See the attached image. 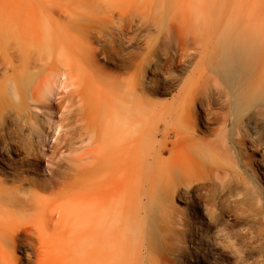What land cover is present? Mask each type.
Here are the masks:
<instances>
[{"label":"bare ground","instance_id":"obj_1","mask_svg":"<svg viewBox=\"0 0 264 264\" xmlns=\"http://www.w3.org/2000/svg\"><path fill=\"white\" fill-rule=\"evenodd\" d=\"M253 32L229 31L218 60L195 68L208 87L191 72L164 101L146 94L167 89L158 79L130 80L128 93L117 78L93 84L104 49L81 61L76 49H0V245L59 264H264V169L249 167L264 144L262 25ZM151 50L143 73L156 69ZM135 56L122 53V65ZM65 98L76 107L66 140L86 143L87 156L29 178L61 132L53 115Z\"/></svg>","mask_w":264,"mask_h":264},{"label":"rangeland","instance_id":"obj_2","mask_svg":"<svg viewBox=\"0 0 264 264\" xmlns=\"http://www.w3.org/2000/svg\"><path fill=\"white\" fill-rule=\"evenodd\" d=\"M118 11H124L129 23L118 18ZM245 20L251 25L247 32L241 26ZM124 23L123 32L114 30ZM254 24L262 25L260 37H264V0H0V49H76L80 54L74 58L78 61L86 51L104 49L98 51L97 58L106 70L105 73L96 70L90 73L93 84L105 87L117 78L128 93L132 90L130 80L158 79L167 89L159 93L149 89L146 94L164 101L171 100L181 90L179 88L191 72L196 75L194 80L199 89L208 87L206 74L203 72L199 76L201 73L195 68L202 69L218 60L217 57L214 60V56L229 31L252 37ZM253 34L259 38L257 32ZM149 49H152L150 59L156 69L143 73L139 63ZM127 51L138 57L124 66L121 54ZM65 100L63 114L53 115L61 132L56 135L57 140L44 143L46 157L38 162L35 170L26 173L29 178L41 180L49 175L53 166L61 168L70 159L87 156L83 153L88 150L86 143L78 138L72 143L66 140L73 130L64 124L72 119L70 116L76 107H72L67 98ZM254 106L246 113L261 108V105ZM250 129L256 137L255 128L251 126ZM262 146V150L254 154L255 164L249 166L257 177L264 169V144ZM229 162L233 164V160ZM178 205L179 208L184 206ZM226 216L225 224H241L232 216ZM20 246L12 252L10 247L1 244L0 264H59L57 259H41L33 247ZM223 262L233 264V259L226 258ZM250 263L257 264L256 259H251ZM203 264L212 263L204 261Z\"/></svg>","mask_w":264,"mask_h":264}]
</instances>
